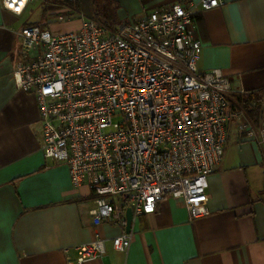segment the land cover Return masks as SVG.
I'll list each match as a JSON object with an SVG mask.
<instances>
[{
    "label": "built area",
    "instance_id": "1",
    "mask_svg": "<svg viewBox=\"0 0 264 264\" xmlns=\"http://www.w3.org/2000/svg\"><path fill=\"white\" fill-rule=\"evenodd\" d=\"M33 1L0 4L20 13ZM222 3H175L117 28L79 12L74 30L27 24L17 32V89L35 96L44 157L67 165L73 187H88L93 225L122 226L127 206L132 217L150 213L165 195L182 197L192 218L206 215L208 175L233 119L264 153V128L237 104L228 78L197 66L193 12ZM130 238L122 231L111 244L124 251ZM104 252L96 234L76 246L73 264Z\"/></svg>",
    "mask_w": 264,
    "mask_h": 264
},
{
    "label": "crops",
    "instance_id": "2",
    "mask_svg": "<svg viewBox=\"0 0 264 264\" xmlns=\"http://www.w3.org/2000/svg\"><path fill=\"white\" fill-rule=\"evenodd\" d=\"M113 1L116 20L126 23L197 0ZM31 3L20 13L0 4V264H73L76 246L96 234L105 252L84 264H264V153L256 138L238 131L236 119L208 175L209 212L192 218L182 197L165 195L154 211L132 217L126 250L113 248L125 222L93 225L88 187H73L67 165L44 157L35 96L17 89V32L27 24L47 27L32 18ZM79 4L80 11L67 6L66 14L78 15L67 30L80 26L79 12L92 17L89 0ZM193 16L199 70L219 69L234 95L264 87V0H223ZM258 126L264 128V94Z\"/></svg>",
    "mask_w": 264,
    "mask_h": 264
},
{
    "label": "trees",
    "instance_id": "3",
    "mask_svg": "<svg viewBox=\"0 0 264 264\" xmlns=\"http://www.w3.org/2000/svg\"><path fill=\"white\" fill-rule=\"evenodd\" d=\"M63 2L69 8L80 11L79 0H57ZM113 0H89V7L92 18L110 28H115L117 22L114 12ZM43 27V25H40ZM264 94V87L256 90L240 93L235 96L237 104L245 111L247 117L255 124L259 125L261 115V102Z\"/></svg>",
    "mask_w": 264,
    "mask_h": 264
},
{
    "label": "rangeland",
    "instance_id": "4",
    "mask_svg": "<svg viewBox=\"0 0 264 264\" xmlns=\"http://www.w3.org/2000/svg\"><path fill=\"white\" fill-rule=\"evenodd\" d=\"M64 6L65 5L60 1L55 2L53 0H35L31 3V8L34 10L32 18H43L44 20H47L46 28H48L53 34L69 31L67 29H72L76 26L75 20L78 18V15H76L75 12L66 14L67 11H70V9L67 8V6ZM55 10L60 11L64 16L56 17V15L52 13V11ZM123 24H125V22L117 21L114 27L117 28Z\"/></svg>",
    "mask_w": 264,
    "mask_h": 264
},
{
    "label": "water",
    "instance_id": "5",
    "mask_svg": "<svg viewBox=\"0 0 264 264\" xmlns=\"http://www.w3.org/2000/svg\"><path fill=\"white\" fill-rule=\"evenodd\" d=\"M124 215H125V232H129L131 220H132V212L129 206L125 208Z\"/></svg>",
    "mask_w": 264,
    "mask_h": 264
}]
</instances>
